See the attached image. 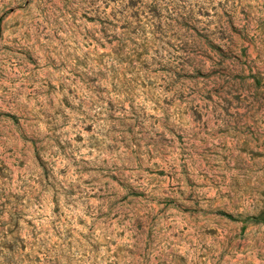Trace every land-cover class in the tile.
<instances>
[{
    "label": "rangeland",
    "instance_id": "374dc122",
    "mask_svg": "<svg viewBox=\"0 0 264 264\" xmlns=\"http://www.w3.org/2000/svg\"><path fill=\"white\" fill-rule=\"evenodd\" d=\"M0 264H264V0H0Z\"/></svg>",
    "mask_w": 264,
    "mask_h": 264
}]
</instances>
